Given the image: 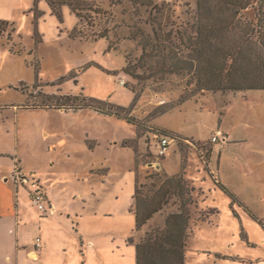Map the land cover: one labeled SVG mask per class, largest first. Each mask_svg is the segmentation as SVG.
<instances>
[{
  "label": "rangeland",
  "instance_id": "374dc122",
  "mask_svg": "<svg viewBox=\"0 0 264 264\" xmlns=\"http://www.w3.org/2000/svg\"><path fill=\"white\" fill-rule=\"evenodd\" d=\"M91 1L115 15L110 24L115 49L109 48L107 39L71 38L79 18L68 4H63L58 14L47 0H6L8 6L0 3V143L9 139L8 129L21 126L19 158L33 172L26 175L42 184L40 173L44 183L48 181L54 190L68 194L75 230L81 220L76 213H81L87 229L96 218L98 229L113 234L107 236L109 241L122 237L125 253L117 256V264H135L136 245L126 232L135 229L132 237L137 242L147 232L163 227L168 214L179 211L181 205L173 197L163 211L137 230L132 212V169L136 178L138 174L142 195L157 189L156 170L163 173L162 178L183 174L193 202L189 206L186 264H227L216 263L207 250L228 252L229 239L231 253L254 261L264 256V246H249L240 237L247 230L253 241H261L264 229L247 214L245 205L233 202L217 185L223 183L264 217V90L207 91L186 101L180 99V89L155 92L149 86L153 79L138 81L123 70L126 54L132 58L141 55L139 44L123 37L134 23L150 32V14L168 30L189 24L196 15L197 0ZM253 12H245L244 19L252 18ZM127 85L144 89L132 111L139 126L86 111L78 117L60 112L61 108L27 107L54 104L58 98L47 96L75 94L82 89L85 95L128 107L134 93ZM161 104L170 111L153 116ZM44 128L52 135L49 140L42 136ZM218 129L224 135L214 141ZM163 135L174 141L170 152L158 158V141ZM127 141L132 144L124 145ZM50 157L56 159L55 164ZM156 161L160 166L152 164ZM95 169L104 172L92 174ZM86 175H91L93 191L84 180ZM29 187L20 183L25 191ZM80 191L86 192L85 197L78 196ZM106 240L100 237L101 246L105 247ZM83 259L80 245L78 248L73 242L67 255L55 247L43 264H82ZM0 264L13 261L3 258Z\"/></svg>",
  "mask_w": 264,
  "mask_h": 264
},
{
  "label": "trees",
  "instance_id": "16d2710c",
  "mask_svg": "<svg viewBox=\"0 0 264 264\" xmlns=\"http://www.w3.org/2000/svg\"><path fill=\"white\" fill-rule=\"evenodd\" d=\"M47 1L58 14L61 6L68 4L79 18L70 33L71 38L93 41L107 39L109 48L115 49L110 31V24L115 20L113 13L91 0ZM251 10L254 11L252 18L245 20L244 13ZM192 19L193 22L189 24L177 25L176 30L164 28L152 14L148 17L150 32L145 26L130 24L129 33L123 38L136 41L141 55L140 58H132L126 54L123 70L138 81L153 79L149 86L155 92L180 89V99L185 101L196 93L207 91L264 90V0H197L196 15ZM126 87L134 93V101L128 107L84 93L55 94L47 97L58 98L57 103L27 107L87 108L139 126L132 111L144 89ZM63 99L66 101L60 102ZM168 111L170 108L161 104L156 107L153 116ZM131 144L129 141L124 143ZM136 175L133 211L137 230H141L154 214L163 211L173 197L181 202L180 210L168 214L163 227L158 226L147 232L137 242L130 238L136 245V264H185L189 206L193 202L192 192L183 174L162 178L163 173L156 170L154 177L159 182L158 185L154 184L157 189H153V194L149 195L141 194ZM217 185L233 202L245 205L223 183L217 182ZM244 207L264 228V220L247 206Z\"/></svg>",
  "mask_w": 264,
  "mask_h": 264
},
{
  "label": "crops",
  "instance_id": "0c3cea01",
  "mask_svg": "<svg viewBox=\"0 0 264 264\" xmlns=\"http://www.w3.org/2000/svg\"><path fill=\"white\" fill-rule=\"evenodd\" d=\"M5 1L6 0H0V3L3 6H8ZM69 10L71 11V8ZM15 29L17 31V28ZM76 82H78V80ZM82 91L84 92V89H82ZM82 91L73 95L80 94ZM247 91L249 90L238 92ZM17 110L19 111V108ZM58 110L65 114L74 113L75 115H78V117L82 116L84 111H86L85 113H89L91 115L117 118L115 116L103 115L96 112L95 110L87 108L78 110L61 108ZM119 120L125 121L123 119ZM125 122L129 124L127 121ZM22 132L23 130H21V126L16 124L13 129L7 130L9 139L0 143L2 144V148H0V259L4 258L9 262L13 261V264H43V260L46 255L52 252V250L54 251L55 247H61L62 251H64L67 255L74 242L78 248L80 245V249L82 250L84 256L82 264H93V262H97V264H117V262H115L117 256H119L120 253H125V241L123 238L113 237L109 241L107 236L111 238L113 234L110 233L107 235L105 234L106 231L98 229L97 225L95 224L96 218L90 221L89 229H87L86 223L83 220V214L81 213H76V216H80L81 220L78 222V229L75 230L70 220L72 213L70 212V209H68V203L71 202V200L66 192L62 191L61 189L58 190L60 192L54 190L48 181L44 183V176L38 173V176L43 182L42 185L47 195L45 202L47 204H51V206L54 207V211L52 213L45 214V212L40 210L37 206L33 205V202H31L32 199L30 195V187L28 188V191L20 188V183H25L21 182L17 178V174L26 175L27 173H33L30 171L32 168L26 164V161L19 158V152L21 150L20 139ZM42 136L45 138V140H49L52 135L47 129L44 128L42 129ZM49 160L54 164L56 163V159L54 157H50ZM102 169L91 170V173L102 174L104 172ZM109 171L110 169H108L107 173ZM131 171L133 172L134 177L132 189V202L134 208L135 172L133 169ZM236 171L240 173L239 170ZM248 177L250 178L251 175H248ZM84 180L87 184H89L90 190L93 191L94 186L92 185L93 183L91 175L84 176ZM85 193V191H80L78 196L85 197ZM245 206L254 212L250 205L246 203ZM132 212L134 213L133 209ZM246 212L249 214L247 210ZM254 213L257 215L256 212ZM249 216L251 217L250 214ZM259 217L264 219L262 216ZM240 223L245 226L244 220H240ZM38 231H42L43 233L39 235ZM134 232L135 229L132 230L131 234L126 232V234L129 235V240ZM35 234L36 237L40 236L42 240V245L39 249H36L34 246V240L36 238H34ZM242 234L244 237L241 236V234L240 237L245 240L249 246H264V236L262 237L261 241H253L247 230L243 231ZM102 236L107 239L103 243L105 247L101 246L102 241H100V237ZM226 245L228 252L207 250L210 252V254L214 255V261L216 263L226 262L227 264H264V256L258 257L254 261L247 259L240 254L231 253L229 251V247L233 246L231 239L226 242Z\"/></svg>",
  "mask_w": 264,
  "mask_h": 264
},
{
  "label": "built area",
  "instance_id": "2783aa9c",
  "mask_svg": "<svg viewBox=\"0 0 264 264\" xmlns=\"http://www.w3.org/2000/svg\"><path fill=\"white\" fill-rule=\"evenodd\" d=\"M224 135L223 131L218 129L216 131V134L213 136L214 141H219L221 136ZM174 141V138L172 136L163 135L159 141L157 146V157L160 158L162 156L167 155L170 152V147ZM152 164L156 166H160V163L156 161L155 163L152 162ZM157 169V168H156ZM17 178L24 183L30 184V195L32 202L35 206H37L40 210L45 212V214L52 213L54 211V207L51 206V204H47L45 202L47 195L45 192V189L43 185L36 181L34 178L28 177L27 175L23 174H17ZM42 245V240L40 236H37L34 240V246L36 249H39Z\"/></svg>",
  "mask_w": 264,
  "mask_h": 264
}]
</instances>
